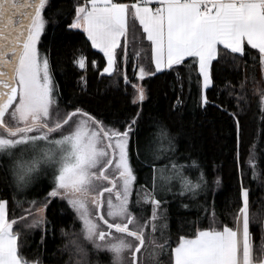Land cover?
<instances>
[{"label":"snow or ice","instance_id":"6c2138e0","mask_svg":"<svg viewBox=\"0 0 264 264\" xmlns=\"http://www.w3.org/2000/svg\"><path fill=\"white\" fill-rule=\"evenodd\" d=\"M53 9V0H0V184L19 200L39 176L48 180L44 196L27 202L23 215L10 216V201L0 196V264H43L39 252L35 260L23 255L25 230L41 229L44 245L51 223L46 210L57 200L63 214L80 222L77 233L61 229L72 237L64 246L69 258L63 264H264V235L256 246L251 189L244 185L249 173V183L258 177L257 144L244 160L236 113L231 115L238 180L231 223L220 226L213 203L212 222L179 235L173 244L165 236L173 201L186 211L195 205L205 217L209 214L206 175L193 179L186 174L163 123L153 122L157 131L149 138L141 127L142 107L113 121L71 103L62 108L49 55L40 48L50 15L67 16L61 25L66 39L79 38L103 54L102 69L92 61L102 76H115L123 64L127 85L129 63L140 81L175 73L171 109L183 104L185 82L189 94L195 82L198 106L206 108L214 63L251 56L264 69V0H75L67 10ZM130 34L139 45L131 58ZM72 63L83 70L86 57L75 56ZM132 88V103L142 105L145 88L136 83ZM259 106L264 113V91ZM196 166L193 161L188 167ZM202 192L204 203L195 204ZM260 230L264 233V225Z\"/></svg>","mask_w":264,"mask_h":264},{"label":"trees","instance_id":"16d2710c","mask_svg":"<svg viewBox=\"0 0 264 264\" xmlns=\"http://www.w3.org/2000/svg\"><path fill=\"white\" fill-rule=\"evenodd\" d=\"M53 3L54 11L67 10L75 3V0H53ZM63 19L70 18L67 16L56 18L50 15L49 25L40 44L41 52H47L49 55L54 79L63 101L61 107L68 103L82 106L106 121L117 118L123 120L126 115L134 114L138 108L142 107L141 127L149 134V138L157 131L153 122L163 123L174 138L178 149L176 157L179 163L185 165L186 174L193 179L201 172L206 175L209 214L205 217L203 211L195 205L186 211L178 206L179 200L173 201L168 227L165 229V236L171 239L173 244L179 235L190 233L196 227H207L212 222L213 203L220 226L231 223L230 211L236 206L238 180V169L235 163L236 122L231 113L238 115L242 129L239 151L244 160H247L253 142L257 144L258 177L249 183L251 179V173H249L244 180V185L251 189V212L255 214L252 232L254 244L259 246L261 236L264 235L260 230V226L264 225V113L260 111L259 106V94L264 91V69L260 67L259 62L253 63L252 57L248 56L234 62L221 60L214 63V83L206 90L209 101L206 108L198 106L199 90L195 82L191 86V94H189V85L185 82L183 104L178 110L173 111L170 106L176 99L172 90L175 73L157 74L140 81L133 74L129 63L126 71L130 83L127 85L123 80L125 71L123 64L115 76L109 77L107 74L102 76L92 66V61H97L98 68L102 69L103 54L92 49L90 44H85L79 38L66 39L61 28ZM129 41L128 52L131 58L135 56L139 45L133 41L131 34ZM80 54L86 57V68L83 70L72 63L73 58ZM80 76H84L85 81H80ZM133 83L145 88L146 99L142 105L132 103ZM237 94L241 97L239 104ZM193 161L197 166L189 168ZM159 163L164 165L167 161L162 158ZM248 167L249 165H246V171ZM217 178L220 181L218 187L215 184ZM140 179L143 182L144 173H140ZM44 194L33 192L24 197L20 196L17 200L15 193L11 190L6 193L4 185L0 184V196H7L10 201L8 209L10 216L23 215L24 209L28 208L27 202L41 199ZM166 199L172 201L170 195ZM204 200L205 194L202 192L196 198L195 204L202 205ZM184 202L187 203L188 200ZM59 204L60 201L57 200L46 210L47 219L51 223L47 226L48 232L44 245H40L41 229L25 230L27 243L23 246V255L26 259L35 260L38 252L43 264H56V261L63 264L64 260L69 258L68 253L63 249L72 237L63 235L61 229L70 234L77 233L80 230V222L74 221L70 215L63 214ZM135 210L139 214L140 209ZM22 227L23 225H20V228ZM156 235L159 236V233ZM144 257L148 260L149 252H144Z\"/></svg>","mask_w":264,"mask_h":264},{"label":"rangeland","instance_id":"374dc122","mask_svg":"<svg viewBox=\"0 0 264 264\" xmlns=\"http://www.w3.org/2000/svg\"><path fill=\"white\" fill-rule=\"evenodd\" d=\"M48 184V180L44 175H41L37 178V180L26 188L23 193L20 195L22 197L26 196L29 193H45L46 185Z\"/></svg>","mask_w":264,"mask_h":264}]
</instances>
